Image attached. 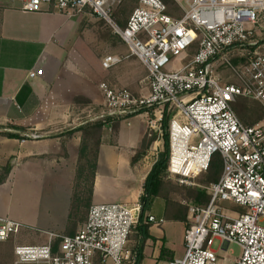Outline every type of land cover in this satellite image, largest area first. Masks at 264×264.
Returning a JSON list of instances; mask_svg holds the SVG:
<instances>
[{"label": "built area", "instance_id": "obj_1", "mask_svg": "<svg viewBox=\"0 0 264 264\" xmlns=\"http://www.w3.org/2000/svg\"><path fill=\"white\" fill-rule=\"evenodd\" d=\"M13 1L24 12L46 7L70 18L87 13L110 30L125 53L104 56V70L126 58L145 68L137 93L101 83L100 110L89 111L82 125L100 122L110 132L115 122L142 117L148 131L156 132L164 115L170 116L167 173L187 186L219 155L220 177L203 187L208 202L185 204L183 256L167 264H217L216 239L239 246L235 264H264V127L243 125L233 110L240 98L264 110V0H173L183 10L180 17L171 16L161 0H138L124 26L114 16L119 0ZM28 76L41 77L43 70ZM226 203L241 211H230ZM140 215V204L92 205L76 234L41 232L47 236L43 244L14 247L13 264H138L129 239ZM146 223L163 220L148 215ZM23 228L0 217V243Z\"/></svg>", "mask_w": 264, "mask_h": 264}, {"label": "crops", "instance_id": "obj_2", "mask_svg": "<svg viewBox=\"0 0 264 264\" xmlns=\"http://www.w3.org/2000/svg\"><path fill=\"white\" fill-rule=\"evenodd\" d=\"M87 22L91 23L87 13L70 18L46 7L40 12H24L18 2L0 0V175H4L3 168L9 167L0 183V217L25 226L31 220H39L36 218L39 214L48 225L41 232L64 236L76 234L87 218L86 214L70 219L82 145V133L78 130L85 111L101 106V83L137 93L143 79L138 77V65L142 64L134 58L123 59L113 71L101 67L102 58L114 54L115 49L101 44L103 50L94 52L88 47L85 41L88 28L96 34L98 43L101 39ZM37 69L43 70V76L29 78V72ZM243 116L244 113L240 115ZM32 134L39 137H27ZM146 134L148 129L142 117L119 122L115 131L102 129L90 206L139 204L145 178L156 161L155 158L147 166V151H144L132 162ZM155 200L129 239L135 251L142 244V259L138 264H167L182 258L184 253V224L167 217L165 204ZM27 201L31 205L28 211L24 207ZM223 207L232 212L241 211L229 203ZM148 215L163 223H146ZM179 223L182 233L177 232ZM21 232L0 243V264L14 263L16 245H33L34 237L23 236ZM40 234L34 238L36 245L46 240L47 236ZM216 241L224 252L232 244L216 239L213 245Z\"/></svg>", "mask_w": 264, "mask_h": 264}, {"label": "trees", "instance_id": "obj_3", "mask_svg": "<svg viewBox=\"0 0 264 264\" xmlns=\"http://www.w3.org/2000/svg\"><path fill=\"white\" fill-rule=\"evenodd\" d=\"M120 3L118 5V8L121 5V0H119ZM132 3H136L135 6H128L126 7V12L129 13V11L132 12V10L136 7L138 0H128ZM166 6L169 4L172 0H161ZM115 10L114 16L118 24L121 26L125 25V19L124 23H120V19L117 17V9ZM194 50H191L190 53H192ZM169 119L170 116L164 115L162 120V130L164 132L163 134V151L159 152L156 161L152 165L149 173L147 174L142 190L143 194L141 195L139 202L141 206V215L139 218V221L142 220L143 215L148 211L151 207L152 202L155 199L162 198L165 201V213L166 216L170 219H173L175 221H179L184 224V227H187L186 222V214H187V208L183 209L180 208L179 205L171 204L167 200L168 192L171 188L169 185L166 184V179L168 177L167 173V167H168V159H169V137H168V128H169ZM118 122H115L112 125V130L115 131L117 129ZM104 128V125L100 122L97 123H86L83 124L78 131L82 133V145L79 149L78 154V166L76 171V180L79 181L83 177V173L86 169H89L90 171V181H89V188L87 190V199H83L80 194L74 195V198L72 199V204L70 208V219L72 218H81L84 215L87 214L89 207L91 205V194H92V182L95 174V167H96V157H97V151L100 145V136L102 129ZM8 137L16 138L17 135L13 134H6ZM157 133L151 132L149 133V136L146 134L141 143L140 152H138L133 158L132 162H135L141 152L147 151V149L150 147L152 143L156 141ZM90 143L91 147L94 151V156L92 160H87V153H88V144ZM87 160L86 164H82L83 160ZM4 175H0V183L5 179V176L8 174L9 167L6 166L3 168ZM221 174V161L218 154H215L211 160L210 166L207 170V172L204 174L205 179L204 183L205 186L215 183L218 181ZM187 196L193 200V204L197 205H205L208 202V195L206 193V190L203 188V190H196V189H190L186 190ZM183 209V210H182ZM174 210V212H173ZM144 236L147 237V234L144 233ZM8 242V241H7ZM57 244V243H56ZM142 244L140 245V248L137 249V256H138V263L142 259Z\"/></svg>", "mask_w": 264, "mask_h": 264}, {"label": "rangeland", "instance_id": "obj_4", "mask_svg": "<svg viewBox=\"0 0 264 264\" xmlns=\"http://www.w3.org/2000/svg\"><path fill=\"white\" fill-rule=\"evenodd\" d=\"M136 4V3H135ZM134 3L128 1V0H121V5L118 8L117 6V18L120 19V23H124L126 17L129 15V13L131 11H129V13L126 12V7L128 8V6H135ZM184 5V4H183ZM168 7V12L171 16L173 17H180L183 14V10L177 6V4L175 2H173V0L167 4ZM91 23H89V26L92 30H97L96 32L99 34V38L101 39V43H98V41L96 40V34L93 33L89 28L85 33V41H86V45L92 49H94V52L101 49L103 50L102 46L105 48H109V49H115V55H122L124 56V51L122 49V44L121 42L111 34L110 30L104 26V24L96 19H94L93 17L89 16ZM86 23V24H87ZM102 44V46H101ZM261 46V51L264 52V42L262 41L260 43ZM100 50V51H101ZM131 59L130 61L132 62ZM134 62L136 63L137 61L134 60ZM137 65V64H136ZM138 77H143V79L146 76V71L145 69L141 66L138 65ZM116 67V66H115ZM113 67L111 70L109 71H113L115 70ZM118 67V65H117ZM101 77L97 78L96 80H94L93 84L97 83L98 79H100ZM141 79V80H143ZM140 80V81H141ZM140 85V82H139ZM247 103V105H246ZM249 106V108H248ZM234 112L236 113V115L239 117L240 121L244 124V125H250V124H255V123H260L263 127H264V112L262 110V108L260 107L259 104L251 101V100H247L240 98L237 103L233 106ZM100 110V107H96V108H89L85 111V115L83 117V119H81V121H84L85 116L87 115V113L89 111H93V112H98ZM244 113V116L241 118L240 115L242 116V114ZM248 116V117H247ZM254 118L252 120H250L249 118L253 117ZM151 118H153V115L151 116ZM145 123H146V119H145ZM153 131H148V133H151ZM156 133H157V137H156V141L158 142H154V144H151L150 147L147 149V166H149L152 161L156 158L159 154V152L163 151V130L162 127L157 130L156 129ZM88 157L87 160H92L93 156H94V151L93 148L91 147L90 143L88 142ZM141 155V154H140ZM87 160H83L82 164H86ZM90 171L89 169H86L83 173V177L79 180V181H75L74 183V193H73V198L74 195H78L80 194L81 197L85 200L87 199V190L89 188V181H90ZM205 175H201L199 177H197L196 179L193 180V183L195 184L194 186H187V185H183V184H179V182L175 179V178H171V177H167L166 179V184L169 185V187L171 186L169 192H168V196H167V200L174 205H179L180 208L185 209L186 206L185 204H189V203H194L192 199H190L187 194H186V190H188V188L190 189H196V190H203V187H205V183H204V177ZM72 198V199H73ZM30 201H27L24 204V207H27V211L29 210L30 206L29 205ZM159 202V204H161L160 202L165 203V201L162 198H158L157 200H155V203ZM140 204V202H139ZM182 209V210H183ZM237 210H240L238 208H236ZM186 210V209H185ZM25 212V211H24ZM174 212V210H173ZM165 213V212H164ZM36 218H39V220L34 221L31 220L29 223V225H25L26 226V230L25 228L22 229L23 232L22 235L23 236H27V235H32V237H36L37 236H41V231H43V229H47L44 223V219L41 218V216L38 214L36 215ZM22 224V223H21ZM24 225V224H23ZM177 232L178 233H182V226L179 223V225H177ZM135 231V230H134ZM34 238L32 239L33 241L37 240ZM32 241V244H34V242ZM213 249L217 250V254H218V262L217 264H221L222 262L225 264H232L235 260H237L240 257L241 254V250L239 248V246H237L236 244H231L229 246V248L227 249V251H220L219 250V242H215L213 245Z\"/></svg>", "mask_w": 264, "mask_h": 264}]
</instances>
